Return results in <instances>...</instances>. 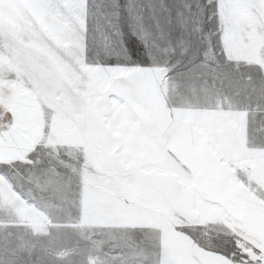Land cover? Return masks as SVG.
I'll list each match as a JSON object with an SVG mask.
<instances>
[{
  "label": "snow or ice",
  "instance_id": "1",
  "mask_svg": "<svg viewBox=\"0 0 264 264\" xmlns=\"http://www.w3.org/2000/svg\"><path fill=\"white\" fill-rule=\"evenodd\" d=\"M0 264H264V0H0Z\"/></svg>",
  "mask_w": 264,
  "mask_h": 264
}]
</instances>
